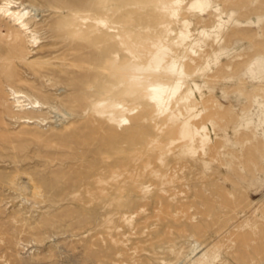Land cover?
I'll list each match as a JSON object with an SVG mask.
<instances>
[{"label":"rangeland","instance_id":"1","mask_svg":"<svg viewBox=\"0 0 264 264\" xmlns=\"http://www.w3.org/2000/svg\"><path fill=\"white\" fill-rule=\"evenodd\" d=\"M16 1L39 41L13 67L47 108L21 123L0 77V264H264V148L231 158L264 147V0ZM198 56L196 94L174 92L167 65Z\"/></svg>","mask_w":264,"mask_h":264},{"label":"bare ground","instance_id":"2","mask_svg":"<svg viewBox=\"0 0 264 264\" xmlns=\"http://www.w3.org/2000/svg\"><path fill=\"white\" fill-rule=\"evenodd\" d=\"M18 2L16 0H0V15L6 18H9V20L13 23V25L17 26L16 32L13 35V43L8 46V48L5 51H0V58L5 60L0 65V77L6 78L9 90L12 95L13 103L15 104L14 107H17L15 113H13V116H15L21 123H35L37 122V114L42 113L44 109L47 108V105L45 102L41 101L39 98L36 97V93L41 90V87L34 86L32 83L27 81L26 79H23L22 76L16 73L13 67L12 60L15 58V55L19 53L22 49L21 45V38L26 39V42L32 45L38 46L39 38L36 35L35 29H34V23H32L31 15L28 9L24 7H20V5L17 4ZM205 5H203L201 2L191 3L189 9L196 12L197 15L201 14V12H205L204 10ZM188 24L186 23V26ZM2 34V31L0 29V35ZM75 48L74 51H77ZM254 50L259 54L261 58H264V42L257 43L254 47ZM203 56H201L202 58ZM53 58V57H52ZM56 59H63V57L56 56ZM200 58V59H201ZM78 61H83L84 58L79 55L75 58ZM199 59L190 57L187 63L182 64L178 70H173L172 68L167 65L165 72H167V82H173L174 87L173 91L177 92L180 88H182L185 84L189 86V88L192 90V93L196 94L194 92L196 90V82L193 76V74L197 73L199 62L201 61ZM86 61V60H85ZM84 61V62H85ZM26 67L30 70L31 74L33 76H44V72L42 70V65L38 61L28 62L25 64ZM200 71H203L200 69ZM208 71V66L205 69V76H214L211 75ZM225 71V75H222ZM228 72V73H227ZM233 73V68L229 65H222L219 67L217 74V77L225 78V77H232L231 74ZM221 74V75H220ZM215 76V77H216ZM160 76H157L154 78V81H157V85H161V79H159ZM240 79V78H239ZM143 93L145 97L156 100L161 105V99L163 91L162 89H158L155 87H150L149 85L143 86L142 89L138 90L139 92ZM130 93H133L130 91ZM157 95V96H156ZM250 96V95H249ZM242 110V109H241ZM242 112H244L242 110ZM213 115V118L219 123V124H225L227 121L232 120L234 118L233 115H230L229 113L220 114L216 111L211 112ZM203 120H205L203 118ZM242 140L247 143V150L239 154L238 156L231 158H235V163L238 164L237 166H241V168H247V170H252V163L254 162L253 156L251 155L252 151H258L260 148H264L260 142L253 140V138H250L249 135H241ZM223 148V145L219 144L212 147V150H217V148Z\"/></svg>","mask_w":264,"mask_h":264}]
</instances>
